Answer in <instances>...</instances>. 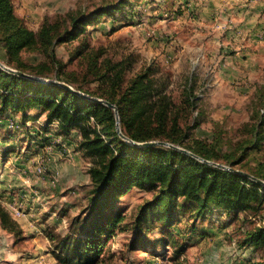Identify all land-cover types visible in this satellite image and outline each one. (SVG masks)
Wrapping results in <instances>:
<instances>
[{
  "label": "trees",
  "instance_id": "1",
  "mask_svg": "<svg viewBox=\"0 0 264 264\" xmlns=\"http://www.w3.org/2000/svg\"><path fill=\"white\" fill-rule=\"evenodd\" d=\"M125 2L133 6L127 0H120L112 7L74 16L70 30H61L57 24L45 21L38 31H34L16 14L13 0H0V46L5 54L2 63L32 76L67 83L90 97L115 104L122 132L138 143L166 141L206 160L229 165L264 180L263 93L252 104L253 111L244 126L247 135L240 136L229 150L224 151L219 132L210 139L190 136L189 131L198 127L199 122L195 119L192 126L182 125L181 109L151 67L137 74L124 89L121 71L115 66L109 67L98 76L109 87L107 93L101 94L84 91L66 75L63 63L56 56V46L79 37L89 23L101 16L113 17L116 12L123 11ZM25 51L39 52L42 59L30 64L22 58ZM192 78L185 87L183 109L193 114L197 102L190 85ZM41 115L45 116L43 123L38 122ZM10 119L16 121V128L8 127ZM0 121V126L12 132L1 136L3 141H11L17 138V132L23 131L25 141L35 144L38 150L57 142L59 137L73 139L76 136L78 151L92 160L90 205L84 212L67 219L68 231L64 236L51 235L56 247L53 254L59 264L102 263L109 240L128 231V225H123L125 213L116 208V203L134 188L157 192L153 199L144 203L132 222L133 236L128 249L150 252L158 246L164 250L170 246L171 264H185L183 255L190 248L191 239L181 241L180 230L179 234L168 230L163 238L151 244L146 233L154 224L162 223L169 229L188 214L193 217L190 234L204 235L198 228L201 222H219L221 228H227L234 226L243 215L249 219L250 212L261 209L264 204L262 184L176 149L132 145L118 135L114 111L106 105L59 85L20 77L2 69ZM191 138L192 142L188 143ZM15 149L6 145L1 152L8 154ZM222 218L223 224L219 221ZM0 223L15 237L23 233L22 226L1 200ZM240 247L260 253L264 264V216L262 223L243 231Z\"/></svg>",
  "mask_w": 264,
  "mask_h": 264
},
{
  "label": "rangeland",
  "instance_id": "2",
  "mask_svg": "<svg viewBox=\"0 0 264 264\" xmlns=\"http://www.w3.org/2000/svg\"><path fill=\"white\" fill-rule=\"evenodd\" d=\"M119 1L13 0V3L16 14L24 20L30 29L38 31L45 21L57 24L61 30H70L74 16L87 15L93 10L106 6L112 7ZM127 1L131 2L133 6L131 7L125 2L123 11L116 12L113 17L101 16L97 21L87 25L85 33L56 46V56L63 63L66 75L81 86L84 91H95L101 94L107 93L109 87L100 81L98 76L108 70L109 67L115 66L117 70L121 71L123 89L127 87L137 74L151 67L154 69L156 77L167 85L168 92L181 109L180 118L182 125L184 127L192 126L195 119L199 122L198 127L189 131L190 136L193 139H210L215 132H219L224 142L223 150H229L232 144L239 140L240 136L247 135L248 132L244 126L247 122L245 120L249 116V111L245 109L246 106L242 103L234 102L232 105H230L231 103L227 105L226 102L225 104L224 101L228 99L221 98L219 89L212 86L216 77L214 73L215 64L212 63L210 57H212L215 43L203 39L207 35V30L204 27L195 25L194 11L188 10L189 7L187 6L190 0ZM24 2L29 3L27 8L23 6ZM97 56L98 59L95 60ZM22 58L30 64H36L42 59V56L36 51H25L22 54ZM4 60L5 54L0 46V61ZM95 64H97V67L94 66ZM191 77L193 78L190 85L194 89L197 102L193 114L183 109L185 87L189 84L188 80ZM15 119L19 122L17 116ZM44 120L45 116L41 115L38 122L43 123ZM29 123L32 125V122ZM216 123H218V126H216ZM1 127L0 137H4L7 133H12L7 127L6 130ZM240 130L244 132L242 133ZM17 133L19 134L13 133L17 138L11 140L12 146L17 148L15 149V158L26 160L25 156L28 157V153H31V156L27 159L30 166L28 169L33 168L40 158L49 163L50 160L47 159L48 153L36 156V153L39 152L35 151V144L29 140L25 141L23 131ZM75 137L73 136V139L70 137L66 139L59 137L56 139L57 142L49 146L56 147L61 151L62 157L65 158L64 160L57 159V165L62 162L63 167L72 165L76 159L82 166L83 174L88 175L92 160L78 151V142ZM192 138L188 140V143L192 142ZM2 156L0 154V170L2 162L7 161L6 163L9 165H7L5 172L3 169L0 171V183L2 181L4 183L14 182L16 178L19 180L20 172L13 167V159H4ZM256 156L260 157L259 153ZM10 166H12L11 171ZM60 170L50 172L47 165V172L44 176L37 174L34 176L30 173L31 179H27L30 182H27L26 185L28 189L39 191L34 181L40 178L41 180L46 179L45 181H49L52 186L56 187L58 184L64 186L66 189L64 197L67 198L63 203L66 206L68 204L70 207L66 208L64 205L59 210L57 209L58 207L54 208L57 204H52L50 211L57 213L55 218L61 221L60 228L66 234L68 228L65 223L67 222L64 223L62 218L70 213L68 217L65 216L68 219L82 212L90 205L92 187L90 184L91 179H88L89 185H85L82 181H77L78 179L74 185L73 183H66L65 176L63 177L59 173ZM22 187L23 189L27 188L25 185L13 188L18 191ZM8 188L9 192H11L12 187ZM73 191H76L77 194H73ZM9 192L0 193V199L6 208L11 205L21 206L20 208L25 215L16 219H19V221L26 219V224L24 225L27 226L28 231L25 233L22 228L23 233L19 237H15L5 231L0 223V264H57L53 254L56 249L55 244L52 240H47V238L51 239V234L55 233L56 227L48 226L49 224L45 223V227L42 228L41 224L47 218L41 215H39V218L36 215L29 216L21 205L25 203L22 197H18L16 193L12 195ZM156 192V190L134 188L118 200L116 208L121 209L125 213L123 225H128L126 227L128 231L120 232L109 240L104 250L101 264H149L148 262L150 261H155L157 264H171L169 261L172 256L170 246H167L166 250L158 246L157 249L150 252L143 250L133 252L128 249L129 241L133 236L131 224L135 221L140 208L144 203L153 199ZM11 196H14L12 204L9 202ZM38 204L40 205V203ZM250 214L251 217L249 219L243 215L236 221L234 226H230L228 229L221 228L219 222L213 223L220 228L218 230H225L222 240L230 246L231 250L229 251H233L235 255L241 250L246 251V249L240 247V242L243 240V231L252 228L256 223H262L264 204L261 209L250 212ZM219 221L223 224L224 218ZM192 223L193 217L188 214L182 217L181 222H177L169 229L162 223H156L147 231V239L149 243L153 244L164 237V232L171 230L175 234H179L180 230L182 234V236L180 235L181 241L191 239V248L183 255V258H186L185 264H212L216 259L208 258V261H206L208 255L200 251H202L201 247H203L206 251L210 249L208 253H213L211 247H213L214 241L206 239L197 243L195 240L197 236L190 234L189 229ZM32 228L35 230H31ZM200 242H202V246H198ZM215 246L217 249V245ZM216 251L215 253H217ZM258 254L259 257L257 256L255 260L247 259L243 264H262L263 259L260 257V253ZM258 258L260 259L258 260ZM238 259L240 257L234 259L235 262L239 263ZM260 260L261 262H259ZM214 263H217V261Z\"/></svg>",
  "mask_w": 264,
  "mask_h": 264
},
{
  "label": "crops",
  "instance_id": "3",
  "mask_svg": "<svg viewBox=\"0 0 264 264\" xmlns=\"http://www.w3.org/2000/svg\"><path fill=\"white\" fill-rule=\"evenodd\" d=\"M28 4L29 3L24 2L23 6L27 8ZM187 6L189 7L188 10L194 11L195 25L204 27V29L207 30V35H205L203 39L215 43L212 57H210L212 63L215 64L214 73L216 77L212 86L219 89L221 98L224 97V99H228L224 101L225 104L226 102L227 105L230 103V105H232L234 102L244 104L246 106L245 109L249 111V116L245 120L248 121L253 111L252 104L257 102L262 93L264 94V0H190ZM208 51L210 52V50ZM3 129L5 130L6 128L3 127ZM6 145L13 144L11 141H3L0 138V154L3 155L2 157H4V159H13V167L17 168L20 172V179L17 180L18 178H16L14 182L9 183H4L2 181V183H0V187H2L0 193L9 192L8 187H12L9 193L12 195L16 193L18 197H22L25 203L21 205L29 216L36 215L38 218L40 217L39 215L44 216L47 220L41 224V227L44 228L45 223L49 224L48 226L56 227L54 232L57 233V235L64 236L65 233L60 228L61 221L55 218L57 213L55 211H50V209L52 204H57L54 208L58 207L57 209L59 210L64 205L66 208L70 207L68 204L66 206V204L63 203L67 198L64 197L66 189L61 184L55 187L52 186L49 181H45L46 179L41 180L37 178L34 183L39 191H36L38 195L35 196V191L28 189L26 185L28 182L27 179H31L29 174L31 173L35 176L33 168L28 169L30 166L27 159L31 156V153L27 152L28 157L25 156L26 160L18 157L15 158L16 151H12L8 154L1 152ZM35 151L39 152L36 153V156L40 154L44 155L45 153L51 156L48 163L49 171L53 172L61 169L59 173H61L63 177L65 176L66 183H73L74 185L78 179L77 181H82L85 185H89L88 179H90V175L83 174L81 170L82 166L76 159L72 165L63 167V162L59 165L56 164L57 159H65L62 157L61 151L56 147L50 148L45 145L38 150L35 148ZM6 162L4 161L1 163V170L3 169L4 172L7 170V165H9ZM11 170L12 166H10V171ZM22 185H25L27 188L23 189L22 187V189L18 191H15V188H13ZM75 193L76 191H73V194ZM13 200L14 196H11L9 202L12 204L14 202ZM37 202L40 203V205ZM6 209L11 213L9 206ZM69 214L70 213L66 215L62 214L64 215L62 218L64 223L67 222L66 217H68ZM16 220L20 225L23 224L22 228L25 230V233H27L28 228L24 225L26 224V219L22 221H19V219ZM228 228L229 227L226 229ZM218 229L220 228L210 221H204L199 226V230L204 233V235H196L197 237L195 240L197 243L198 241L206 239L214 241V245L211 247L213 253H208L210 249L206 251L201 247L203 252H200L208 255L206 261L210 258L216 259L214 262L217 261V263L213 262L214 264H243L247 259L255 260L257 256L259 257L258 252H254L250 248L246 249V251L241 250V252H237V255H235L233 251H229L231 250L229 248L230 246L222 240L225 230L221 229L220 231ZM31 230L35 229L32 228ZM47 240L51 241V239L48 238ZM201 244L202 242H200L198 246H202ZM215 245H217V249ZM215 250H217V253H215ZM238 257H240V259H238L239 263L234 260ZM259 259L260 258H258V260ZM55 261L59 264L57 260ZM151 262L155 261H150L149 263Z\"/></svg>",
  "mask_w": 264,
  "mask_h": 264
},
{
  "label": "water",
  "instance_id": "4",
  "mask_svg": "<svg viewBox=\"0 0 264 264\" xmlns=\"http://www.w3.org/2000/svg\"><path fill=\"white\" fill-rule=\"evenodd\" d=\"M0 69L4 70L5 72H8V73H11V74H14V75H17V76H20V77H24V78H29V79H32V80H35V81H38V82H43V83H50V84H55V85H59L67 90H69L70 92L76 94V95H79V96H83V97H86L92 101H95V102H98V103H101V104H104L106 105L107 107L111 108L113 111H114V114H115V118H116V131L118 133V135L123 139L125 140L126 142L132 144V145H136V146H141V147H148V146H165V147H169V148H172V149H176L180 152H183V153H186V154H189L190 156L196 158L197 160L199 161H202V162H205L211 166H214V167H217V168H220V169H223V170H227V171H231L233 173H236V174H240V175H243V176H246L260 184H262L264 186V180L260 179V178H257L251 174H248L244 171H241V170H237L229 165H225V164H222V163H217V162H214V161H209V160H206L180 146H176L174 144H171L169 142H166V141H148V142H142V143H138L132 139H130L129 137H127L126 135H124V133L122 132V129H121V122H120V115H119V110H118V107L107 101V100H104V99H100V98H93V97H90L78 90H76L73 86L67 84V83H64V82H60L58 80H48V79H45V78H41V77H37V76H32V75H29L27 73H24L22 71H19L17 69H14L12 67H9L7 65H5L4 63H2L0 61Z\"/></svg>",
  "mask_w": 264,
  "mask_h": 264
},
{
  "label": "built area",
  "instance_id": "5",
  "mask_svg": "<svg viewBox=\"0 0 264 264\" xmlns=\"http://www.w3.org/2000/svg\"><path fill=\"white\" fill-rule=\"evenodd\" d=\"M8 127H10V128H16L17 127V123L14 120L10 119L8 121ZM59 143H60V141H59ZM49 147L52 148L51 146H49ZM47 159L50 160L49 156H47ZM37 161L39 163L37 162L35 164V166L33 167V171L37 175L44 176L46 174V172H47V165H48V163L45 162L44 160H42L41 158L38 159ZM34 194L36 196L37 195V192L35 191ZM9 209H10L12 215L15 218L22 217V216L25 215V213L23 212V210L19 206H17V205H11V206H9ZM149 264H157V263L156 262H151Z\"/></svg>",
  "mask_w": 264,
  "mask_h": 264
}]
</instances>
